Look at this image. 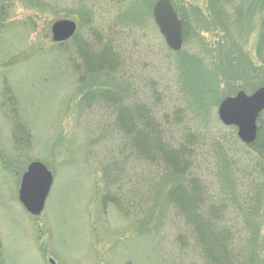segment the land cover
<instances>
[{
	"label": "rangeland",
	"instance_id": "obj_1",
	"mask_svg": "<svg viewBox=\"0 0 264 264\" xmlns=\"http://www.w3.org/2000/svg\"><path fill=\"white\" fill-rule=\"evenodd\" d=\"M156 1L0 0V264L223 261L217 235L208 226L197 234L172 204L182 178L128 137L144 135L137 125L147 108L166 143L187 142V169L199 164L210 194L238 202L263 181L252 214L264 216L260 138L243 143L218 112L224 98L264 87V0H172L179 51L154 20ZM58 20L76 23L73 37L53 40ZM36 161L53 175L39 216L19 200ZM229 203L238 229L254 231L256 219Z\"/></svg>",
	"mask_w": 264,
	"mask_h": 264
},
{
	"label": "trees",
	"instance_id": "obj_2",
	"mask_svg": "<svg viewBox=\"0 0 264 264\" xmlns=\"http://www.w3.org/2000/svg\"><path fill=\"white\" fill-rule=\"evenodd\" d=\"M135 116L133 117V123L131 121L132 129L136 124ZM138 120L137 128L143 130L144 135L140 134L138 136L139 133L136 130V135L129 132L130 135L128 137L133 141L134 147H137L140 153L144 154L142 155L145 159L153 161L162 171L164 169L165 173H170L178 179L182 178L168 193L169 195H174V197H171L172 204L180 213L185 215L186 220L192 224L197 234L201 236L202 228L208 226L211 232L217 235V252L223 260L220 264H264V235L260 223V221L264 220V216L260 220V211L255 215L252 214L256 210H260L259 204L261 200L259 199L263 181H258L259 186L251 185L253 189L244 191L238 202L230 201L227 197L222 198V196L217 198L209 193V186L212 182L209 183L206 176L200 172L201 168L198 171L199 164L196 163L192 168L187 169V157L183 155L185 153H181L183 149L189 148L186 141H179V139L175 138L170 143H166L163 133H161L162 127L159 121H157L155 115L148 108L145 109L144 118H138ZM234 130L236 129L234 128ZM258 132L260 140L255 144L258 151L254 150L255 153L257 152L260 155V159H257L259 160V166L256 167L254 173L258 175L260 180L261 178L264 179V115L260 117ZM236 133L237 131H234L235 136ZM262 138L263 140L261 141ZM138 139L139 141H137ZM149 158H152V160ZM248 161L253 164L257 163L252 156H250ZM181 163H184V166L178 168V164L181 165ZM150 176L155 177L153 173ZM255 192L256 194L254 195ZM229 202L239 203L243 211L249 212L256 219L254 231H251L247 225L246 227H244L245 225L241 226L238 229L233 217L237 216V214L239 215V213L231 215L229 211L231 205ZM260 232H262V235H260ZM249 234L253 239L249 237ZM232 237L239 239L237 245Z\"/></svg>",
	"mask_w": 264,
	"mask_h": 264
},
{
	"label": "water",
	"instance_id": "obj_3",
	"mask_svg": "<svg viewBox=\"0 0 264 264\" xmlns=\"http://www.w3.org/2000/svg\"><path fill=\"white\" fill-rule=\"evenodd\" d=\"M154 20L173 51L183 46V22L172 0H157L153 7ZM77 25L71 20H58L52 26L53 40L63 42L75 34ZM264 110V87L252 94L240 90L235 96L224 98L219 106V118L225 126H235L239 139L252 144L258 136L257 120ZM53 185L52 172L42 162H33L22 177L19 200L33 216L43 212Z\"/></svg>",
	"mask_w": 264,
	"mask_h": 264
}]
</instances>
